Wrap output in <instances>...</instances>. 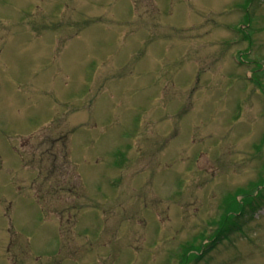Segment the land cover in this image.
I'll use <instances>...</instances> for the list:
<instances>
[{
  "label": "rangeland",
  "instance_id": "rangeland-1",
  "mask_svg": "<svg viewBox=\"0 0 264 264\" xmlns=\"http://www.w3.org/2000/svg\"><path fill=\"white\" fill-rule=\"evenodd\" d=\"M0 264H264V0H0Z\"/></svg>",
  "mask_w": 264,
  "mask_h": 264
}]
</instances>
